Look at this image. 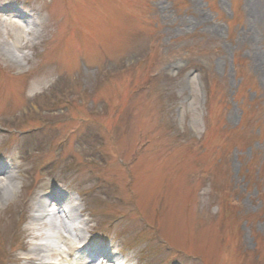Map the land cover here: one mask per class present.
Segmentation results:
<instances>
[{
  "label": "rangeland",
  "instance_id": "rangeland-1",
  "mask_svg": "<svg viewBox=\"0 0 264 264\" xmlns=\"http://www.w3.org/2000/svg\"><path fill=\"white\" fill-rule=\"evenodd\" d=\"M14 4L43 25L28 69L0 62V169L19 152L26 178L0 264H34L48 233L51 261L84 263L55 210L34 221V191L78 193L69 223L126 264H264V0H0V17L29 20Z\"/></svg>",
  "mask_w": 264,
  "mask_h": 264
},
{
  "label": "clouds",
  "instance_id": "clouds-1",
  "mask_svg": "<svg viewBox=\"0 0 264 264\" xmlns=\"http://www.w3.org/2000/svg\"><path fill=\"white\" fill-rule=\"evenodd\" d=\"M42 25L43 18L41 16L35 18L34 24H25L19 19L8 16L0 17V35H2V39H0V62L17 72L28 69L34 59L33 47L41 42ZM26 95L31 97L35 93L28 91ZM10 157L13 158L15 167L9 173L0 175V210L15 204L22 196L26 185L25 168L20 153L16 152ZM42 193L33 192L29 200L30 215L32 212L41 209L48 212L55 210L57 215H62L55 205L49 206L46 202L41 201ZM77 203H82L78 193L66 205V209ZM30 229V223L26 222L23 225V230L28 233ZM17 256L21 264H27L29 253L21 251L17 253ZM118 264H125V261H118Z\"/></svg>",
  "mask_w": 264,
  "mask_h": 264
},
{
  "label": "bare ground",
  "instance_id": "bare-ground-1",
  "mask_svg": "<svg viewBox=\"0 0 264 264\" xmlns=\"http://www.w3.org/2000/svg\"><path fill=\"white\" fill-rule=\"evenodd\" d=\"M0 167H4V166H0ZM9 168L8 167H6V169L1 168L0 173L2 175L9 173L12 170L11 167H9ZM59 196L60 195L56 194V192H53L51 194L41 195L40 199H41V201L46 202L47 205H49V204L51 205V203H54L56 205L58 212L62 215H57L54 211L53 218L55 219L57 217L61 220V229H63L64 233H72L74 231V236L77 239H79L80 241L83 240L82 229L77 228V227L73 228L72 225L69 223V221H71L74 218L73 213H74L75 208L70 207L68 209H65L66 207L63 205V198H61ZM46 215H49L48 211L41 209L39 211H34L32 217H33L35 222L41 223V224H46L45 223ZM53 218L50 219V222L54 221ZM46 235H47L48 242L39 243V244L35 245V247L33 248L34 253H36L34 264H56L55 262L50 260V255H51L50 253L55 247L54 236L51 235L50 233H48ZM46 235H44L45 238H46ZM51 238L53 239V241L50 240ZM31 260H32V258L28 257V261L31 262ZM106 261H108V260H106ZM114 262L115 261H110V264H115Z\"/></svg>",
  "mask_w": 264,
  "mask_h": 264
}]
</instances>
